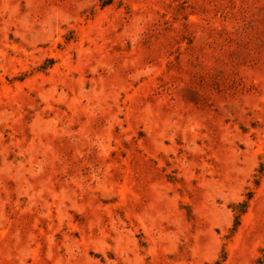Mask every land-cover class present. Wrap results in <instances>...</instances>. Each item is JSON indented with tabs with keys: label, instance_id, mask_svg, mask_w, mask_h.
<instances>
[{
	"label": "rangeland",
	"instance_id": "374dc122",
	"mask_svg": "<svg viewBox=\"0 0 264 264\" xmlns=\"http://www.w3.org/2000/svg\"><path fill=\"white\" fill-rule=\"evenodd\" d=\"M0 264H264V0H0Z\"/></svg>",
	"mask_w": 264,
	"mask_h": 264
},
{
	"label": "trees",
	"instance_id": "16d2710c",
	"mask_svg": "<svg viewBox=\"0 0 264 264\" xmlns=\"http://www.w3.org/2000/svg\"><path fill=\"white\" fill-rule=\"evenodd\" d=\"M247 204L245 205L244 209H241V213H244L246 211Z\"/></svg>",
	"mask_w": 264,
	"mask_h": 264
}]
</instances>
